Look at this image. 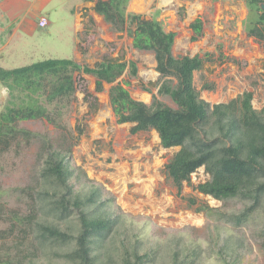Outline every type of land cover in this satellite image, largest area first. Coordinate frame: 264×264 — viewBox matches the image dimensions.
Returning <instances> with one entry per match:
<instances>
[{
	"label": "trees",
	"instance_id": "trees-1",
	"mask_svg": "<svg viewBox=\"0 0 264 264\" xmlns=\"http://www.w3.org/2000/svg\"><path fill=\"white\" fill-rule=\"evenodd\" d=\"M128 1L95 0L92 9L110 30H126L133 48L153 53L159 82L150 85H157V94L169 96L176 107L156 95L150 104L136 100L124 87L127 81L115 82L125 69L136 76L132 60L103 57L89 67L72 59L50 58L10 69L0 66V84L6 90L0 103V155L22 143L39 142L34 184L14 188L23 210L8 207L0 187V224L4 225L0 264H156L159 258L161 264H201L198 245L178 247L180 240L175 239L166 248H143L138 238L123 239L119 217L100 201L99 189L79 182L80 168L71 164V146L55 147L44 134L19 125L23 120L45 119L64 127L63 117L76 92L75 73L92 75L95 92L103 90V82L111 84L107 93L112 112L117 123L132 124L131 134L155 130L162 147H179L164 164L177 195L183 182L203 167L208 178L197 183L198 192L242 203L239 210L228 212L186 198L189 206L210 220L209 243L218 263L252 262L241 238L221 235L222 224L239 228L256 223L257 236L264 242V107L253 108L251 91L210 106L193 85V72L202 68L209 54L174 56L175 32L165 31L156 17L127 11ZM261 3L244 0L247 14L242 25L246 35L264 48ZM189 27L190 40H197L203 33L201 19L195 18ZM84 100L92 110L97 108L95 96ZM76 128L80 134L82 130Z\"/></svg>",
	"mask_w": 264,
	"mask_h": 264
},
{
	"label": "rangeland",
	"instance_id": "rangeland-1",
	"mask_svg": "<svg viewBox=\"0 0 264 264\" xmlns=\"http://www.w3.org/2000/svg\"><path fill=\"white\" fill-rule=\"evenodd\" d=\"M72 1L10 0V12L0 16V28L6 26L0 31V66L10 69L50 58L72 59L91 67L103 57L132 60L137 65L136 76H130L125 69L115 82L127 81L124 87L136 100L150 104L152 95H156L163 103L176 107L169 96L157 94V85H150V82H159L153 53L133 48L126 30L115 39L102 38L87 8L82 10L83 29L78 34L75 55L77 34L70 8L80 0ZM128 3L127 11L144 18L156 17L165 31L175 32L174 56L209 54L202 68L193 72V85L210 106L251 91L253 108L264 107V48L244 31L242 22L247 14L244 0H132ZM39 13L46 14L50 23L30 29L23 19L33 20ZM197 17L202 21L203 33L191 41L189 24ZM13 24L17 28L11 34L7 25L12 28ZM75 77L76 92L63 117L64 127L57 128L45 119L23 120L19 125L44 134L55 147L71 146V164L80 168L79 182L99 189L100 201L111 215L119 217L118 231L123 239L138 238L143 248L158 245L166 248L170 241L179 239L178 247L198 245L201 264H220L209 243L210 220L189 206L186 198L192 197L198 203L228 212L239 210L242 203L224 202L198 192L197 183L208 178L203 167L191 174L189 182H183L177 195L164 164L179 147H162L155 130L131 134V123L116 122L108 101L111 84L103 82V90L95 92L92 75L75 73ZM1 86L0 103L4 101L2 96H6ZM90 95L97 99V108L93 110L84 100ZM77 126L82 130L80 134ZM38 149L39 142L32 140L0 155V187L6 192L4 201L10 208H24L14 188L34 184ZM222 225H225L220 227L222 236L241 238L244 251L252 261L250 264H264V242L257 236L259 225L248 223L239 228ZM156 261L161 264L162 259Z\"/></svg>",
	"mask_w": 264,
	"mask_h": 264
},
{
	"label": "crops",
	"instance_id": "crops-1",
	"mask_svg": "<svg viewBox=\"0 0 264 264\" xmlns=\"http://www.w3.org/2000/svg\"><path fill=\"white\" fill-rule=\"evenodd\" d=\"M94 1L95 0H90V1L80 0L79 3L71 6V8H70V12H71V14L74 17V19H73L74 31L77 34V37L75 38L76 47L74 48L75 49L74 50L75 55H77V53H78L77 52L78 34H80V31H82V29H83L82 10H86V8L88 9L89 17H92V19L94 20V22L97 25L98 29L101 31L100 34H101L102 38H104L106 40H112V39H115L117 34L120 33V32H114V31L112 32V31H110L109 25L103 20V17L101 15L97 14L92 9L93 5H94ZM131 1L132 0H129L128 2L131 3ZM10 6H11L10 0L9 1L8 0H0V16L6 14L7 12L9 13L10 12V8H11ZM128 6H129V3H128ZM41 16H43V17H45L47 19V25H48L50 22H49V20L47 18L48 16L46 14L39 13L33 20H29V19H26V18H24L23 20H25V21H27L29 23L30 29H33V27H39L38 26V19ZM11 26L7 25V28H9V30L11 31V34H12V32H14L17 27H15L14 24H13L12 28H10ZM5 27L6 26H4L3 28L5 29ZM3 28H0V31L3 30ZM100 61L101 60H99L98 62H100ZM89 67H91V66H89Z\"/></svg>",
	"mask_w": 264,
	"mask_h": 264
},
{
	"label": "built area",
	"instance_id": "built-area-1",
	"mask_svg": "<svg viewBox=\"0 0 264 264\" xmlns=\"http://www.w3.org/2000/svg\"><path fill=\"white\" fill-rule=\"evenodd\" d=\"M47 25V19L43 16H41L39 19H38V26L39 27H45Z\"/></svg>",
	"mask_w": 264,
	"mask_h": 264
},
{
	"label": "water",
	"instance_id": "water-1",
	"mask_svg": "<svg viewBox=\"0 0 264 264\" xmlns=\"http://www.w3.org/2000/svg\"><path fill=\"white\" fill-rule=\"evenodd\" d=\"M261 8H264V3H261Z\"/></svg>",
	"mask_w": 264,
	"mask_h": 264
}]
</instances>
